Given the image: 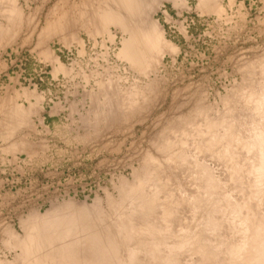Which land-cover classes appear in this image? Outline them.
<instances>
[{"label": "bare ground", "instance_id": "obj_1", "mask_svg": "<svg viewBox=\"0 0 264 264\" xmlns=\"http://www.w3.org/2000/svg\"><path fill=\"white\" fill-rule=\"evenodd\" d=\"M159 1L82 0L80 7L51 17L41 37L76 26L93 39L100 35L113 42L110 28L117 27L122 32L118 59L147 76L159 68L165 53L178 51L152 17ZM171 1L185 5V0ZM234 1L228 0L230 5ZM197 9L220 17L225 13L223 0H197ZM4 12L9 24L0 25V31L9 41L19 26L20 10L8 0ZM69 35L83 53L81 39L72 31ZM45 54L56 62L55 71L70 72L49 50ZM83 75L87 83L94 80L83 97L89 99L84 121L92 126L129 121L141 108L139 101L147 99L148 84H125L108 69ZM237 97L214 116L205 112L204 122L182 120L183 127L163 134L155 144L162 159L146 153L145 171L133 183L121 180L119 200L107 195L110 212L98 198L91 205L69 200L43 214L32 213L22 222V237L8 228V246L18 251L6 264H264V68L260 81L247 83ZM3 107L0 138L10 141L30 126L36 106L24 108L10 98ZM25 146L22 138L6 150ZM200 153L223 161L225 176L212 172ZM167 169H181L185 183L176 185Z\"/></svg>", "mask_w": 264, "mask_h": 264}, {"label": "rangeland", "instance_id": "obj_2", "mask_svg": "<svg viewBox=\"0 0 264 264\" xmlns=\"http://www.w3.org/2000/svg\"><path fill=\"white\" fill-rule=\"evenodd\" d=\"M14 1L20 10L16 33L6 41L0 31V111L10 98L24 108L35 105L36 109L31 112L30 126L19 136L10 141L0 138L3 264L13 260L18 251L8 246V228L22 237V222L69 200L91 205L98 198L102 207L111 211L107 195L119 200L121 180L133 183L136 174L145 171L146 153L162 159L155 144L161 142L163 134L172 127H183L193 117L204 122L205 112L210 117L216 115L226 101L239 98L247 83L260 81L264 68V0H235L231 5L223 0L225 13L221 17L201 13L197 0H185L186 6L160 0L152 17L178 51L165 53L159 68L147 76L118 59L122 32L117 27L110 28L113 42L100 35L93 39L76 26L41 37L51 17L80 7L82 0ZM7 6L8 0H0L3 27L9 24L4 12ZM71 31L81 39L83 53L69 37ZM48 50L69 73L55 71L56 62L45 54ZM95 69H108L114 76L120 75L125 84L149 85L147 99L139 101L141 108L129 121L95 126L84 121L89 111L84 92L94 80L87 83L83 74ZM250 71L255 73L248 78ZM23 89L33 96L26 97ZM22 138L25 148L6 150ZM199 155L212 172L225 176L223 161ZM181 169L165 170L175 175L176 185L185 183Z\"/></svg>", "mask_w": 264, "mask_h": 264}]
</instances>
